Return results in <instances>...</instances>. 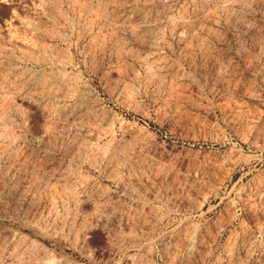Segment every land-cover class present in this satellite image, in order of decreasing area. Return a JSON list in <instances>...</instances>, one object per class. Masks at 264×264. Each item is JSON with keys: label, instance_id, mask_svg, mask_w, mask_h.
Listing matches in <instances>:
<instances>
[{"label": "rangeland", "instance_id": "rangeland-1", "mask_svg": "<svg viewBox=\"0 0 264 264\" xmlns=\"http://www.w3.org/2000/svg\"><path fill=\"white\" fill-rule=\"evenodd\" d=\"M34 1L0 0V264H264V0Z\"/></svg>", "mask_w": 264, "mask_h": 264}, {"label": "bare ground", "instance_id": "bare-ground-1", "mask_svg": "<svg viewBox=\"0 0 264 264\" xmlns=\"http://www.w3.org/2000/svg\"><path fill=\"white\" fill-rule=\"evenodd\" d=\"M35 1H36V0H35ZM35 1H34V2H35ZM42 1H43V0H38L37 3L40 2V5H41ZM47 1H48V0H46V3H48ZM91 1H92V0H91ZM96 1H97V0H96ZM135 1H136V0H135ZM142 1H143V0H142ZM154 1H155V0H147L146 3H145L144 5H142V7H141V8H142V11L144 12V10L150 9V8L153 6ZM43 2H44V1H43ZM50 2H51V1H50ZM129 2H130V1H129ZM132 2H134V1H132ZM143 2H144V1H143ZM46 3L44 2V4H46ZM74 3H75V2H74ZM135 3L138 4L137 2H135ZM135 3H134V4H135ZM156 3H157V2H156ZM42 4H43V3H42ZM75 4H76V3H75ZM96 4H98V3H96ZM154 4H155V3H154ZM34 5H35V4H34ZM46 5H47V4H46ZM98 5H99V4H98ZM78 6H80V4H78ZM85 6H86V5H85ZM85 6L83 7V9L85 8ZM93 6H94V4H93ZM106 6H107V5H106ZM139 6H141V5H139ZM228 6L231 7V4H228ZM35 7H36V6H35ZM38 7H39V6H37L36 8H38ZM96 7H97V6H96ZM98 7H99V6H98ZM132 7H134V6L132 5ZM226 7H227V6H226ZM88 8H91V6L89 7V6L87 5V9H88ZM92 8H93V7H92ZM100 8H101V6L99 7V10H100ZM106 8H107V7H106ZM41 9H42V7H41ZM41 9H40V10H41ZM47 9H48V8H47ZM78 9H80V10H78V12L81 11V10L83 11V9H81V8H78ZM151 9H152V8H151ZM85 10H86V8H85ZM88 10H89V9H88ZM90 10H91V9H90ZM93 10H94V9H93ZM93 10H92V13L94 12ZM95 10L97 11L96 8H95ZM136 10H137V8H136ZM139 10L141 11V9H139ZM152 10H153V9H152ZM36 11H38V10H36ZM45 11H46V9H45L43 12L45 13ZM142 11H141V12H142ZM78 12H77V13H78ZM148 12H149V11H148ZM148 12H147V13H148ZM39 13H40V11H39L38 13H36V14L39 15ZM88 13H89V12H88ZM88 13H87V14H88ZM95 13H96V12H95ZM145 13H146V12H145ZM147 13H146V14H147ZM151 13H152V12H151ZM79 14H80V13H79ZM87 14H86V15H87ZM142 14H143V13H142ZM84 15H85V14H84ZM90 15H91V14H90ZM92 15H93V14H92ZM137 15H138V14H137ZM163 15H164V14H163ZM41 16H42V15H41ZM94 16H96V15H94ZM145 16H146V15H145ZM151 16H152V15H151ZM91 17H92V16H91ZM96 17H98V14H97ZM143 17H144V15H143ZM146 17H147V16H146ZM146 17H145V18H146ZM169 17H170V16H169ZM98 18H99V19H102V18H100V17H98ZM103 18L105 19L106 17H103ZM148 18H149V17H148ZM148 18H147V19H148ZM39 19H40V18H39ZM90 19H92V18H90ZM107 19H109V18H106L105 20L107 21ZM152 19H153V18H152ZM95 20H97V19L95 18ZM150 20H151V17H150ZM150 20L144 22V24H143L144 26L142 25L143 27H145L144 29H146V28H150V26H152V25H150V23H151ZM93 21H94V19H93ZM87 22H88V21H87ZM89 22H90V21H89ZM96 22H97V21H96ZM98 22H99V21H98ZM101 22H102V21H101ZM109 22H110V21H109ZM152 22H153V20H152ZM128 23H129V22H128ZM154 23H156L155 19H154ZM60 24H61V23H60ZM66 24H67V23H66ZM84 24H86V23H84ZM88 24H89V23H88ZM96 24H97V23H96ZM96 24H95V25H96ZM100 24H101V23H100ZM103 24L107 25L108 23H107V24H106V23H103ZM89 25H90V24H89ZM109 25H110V24H109ZM128 25H130V24H128ZM155 25H156V24H154V26H155ZM29 26H30V24H29ZM66 26H67V25H66ZM93 26H94V25H93ZM154 26H153V27H154ZM81 27H82V26H81ZM86 27H87V26H86ZM86 27H85V30H87ZM128 27H129V29H131L130 26H128ZM128 27H127V28H128ZM66 28H67V27H66ZM88 28H89V27H88ZM90 28L92 29V27H90ZM100 28H101V27H100ZM105 28H106V27H105ZM91 29H90V31H91ZM114 29H115V28H114ZM147 30H149V29H147ZM86 32H88V31H86ZM86 32L84 31L83 33H86ZM110 33H111V32H110ZM149 35H150V34H149ZM15 38H16V37H15ZM30 38H31V37H30ZM104 38H105V37H104ZM115 38H116V37H115ZM117 39H118V38H116L115 41H117V42L119 43V41H118ZM115 41L113 40L114 43H115ZM28 42H29V41H28ZM117 42H116V43H117ZM30 43H31V42H30ZM30 43H29V45H31ZM32 43H34V42L32 41ZM114 43H113V45H114ZM35 45H36V44H35ZM118 45H120V44H118ZM118 45H116V46H118ZM33 46H34V45H33ZM114 46H115V45H114ZM28 47H29V46H28ZM30 47H31V46H30ZM31 48H33V47H31ZM36 48H37V46H36ZM36 48H35V49H36ZM118 48H119V47H118ZM122 48H123V47H120V49H122ZM7 49H8V48H7ZM8 50H9V49H8ZM38 50H39V49H38ZM122 51H123V50H122ZM23 52H24V51H23ZM26 52H27V51H26ZM34 52H35V51H34ZM27 53H28V52H27ZM27 53H26V54H27ZM29 53L32 54L33 52H29ZM27 55H28V54H27ZM27 55H26V57H27V59H29V57H28ZM45 55H46V54H45ZM45 55H43V56H45ZM32 56H33V55L30 56V57H31L30 59H32ZM50 56H51V54H50ZM52 56H53V55H52ZM52 56H51V57H52ZM23 58H25V57H23ZM35 58H36V57H35ZM35 58H33V59H35ZM47 58H48V57H47ZM52 58H53V57H52ZM42 59H43V58H42ZM53 59L55 60V58H53ZM56 59H58V58H56ZM35 60H36V59H35ZM58 60H61V59H58ZM37 61H38V60H37ZM42 61H44V65H45V67H46V66L48 67V66H50V65L53 64V63H52V60H50V59H48V60L46 59V61H45V59H44V60H42ZM55 63H56V62H55ZM58 63H60V62L57 61V65H58ZM62 63H63V60H62ZM59 65H60V64H59ZM65 65H66V64H65ZM52 66H53V65H52ZM62 66H63V67H66V66H64V65H62ZM53 67H54V66H53ZM150 67H151V66H150ZM50 69H51V68H50ZM55 69H56V68H55ZM55 69H54V70H55ZM64 69H65V68H64ZM52 70H53V69H52ZM57 70H58V69H57ZM46 71H47V70H46ZM59 72H60V71H59ZM118 72H119V71H118ZM42 73H43V72H42ZM42 73H41V74H42ZM50 73H51V72H50ZM55 73H56V72H55ZM57 73H58V72H57ZM66 73H67V72H64V70H63V72H61V73H59V74L57 75L59 83H66V84H69V83H70V80H71L70 77H71V76L69 75V76H70V77H69ZM48 74H49V73H48ZM51 74H54V73H51ZM38 75H39V74H38ZM54 75H55V74H54ZM153 75H154V74H153ZM32 76H33V75H32ZM41 76H42V75H41ZM41 76H40V77H41ZM43 77H44V76H43ZM48 77H49V76H48ZM48 77L45 76V78H47V80L49 79ZM55 77H56V76H55ZM32 78H33V77H32ZM152 78H153V77H152ZM47 80L44 79L45 82H46ZM49 80H50V79H49ZM52 80H54V79H52ZM52 80H51V81H52ZM36 81L38 82L39 80H36ZM40 82H41V80H40ZM45 82H41L42 85H44ZM48 82H50V81H48ZM162 82H163V81H162ZM162 82H161V83H162ZM54 83H55V81H54ZM48 84H49V83H48ZM55 84H56V86L54 85V87H55V88H58V87H57V84H58L57 81H56ZM46 85H47V84H46ZM46 85H44V86H46ZM49 85H50V84H49ZM60 85H61V84H60ZM64 85H65V84H64ZM70 85H71V84H70ZM70 85H69V86H70ZM51 86H52V84H51ZM72 86H73V85H72ZM72 86H71V88H73V89H70L69 91H67V89H69L70 87L68 88V87L66 86L67 89L65 88V90L68 92L67 95L65 94V90L63 91L64 93H63V92H62V93L65 94L66 97H70V98H75V99H77L79 105H80V103H84V104H85V102L87 101L88 96H89V90H87V89H83V88H82V85H80L81 88H82L83 90H82V92H78V91H76V90L74 89V87H72ZM12 87H13V86H12ZM60 87H61V86H60ZM60 87H59V88H60ZM48 88H49V86H48ZM50 88H51V87H50ZM62 88H63V87H62ZM62 90H63V89H62ZM49 91H50V90H48L47 92H49ZM58 91H59V90H58ZM45 92H46V91H45ZM59 92H61V91H59ZM59 92H57V91H52L51 93L49 92V94L47 95L48 99L50 100V102H51V104H52V105H51V106H52V110H51V112H53V113H55V114L61 112V111H59V108H62V106L59 107V105H60L59 103L61 102L60 99H63V98H61L62 95H60ZM45 94H46V93H45ZM175 94H176V92H175ZM65 96H64V97H65ZM44 97H45V96H44ZM48 99H47V100H48ZM64 99H65V98H64ZM67 99H68V98H67ZM89 100H90V99H89ZM89 100H88V102H89ZM48 102H49V101H48ZM79 102H80V103H79ZM88 102H87L86 104H88ZM75 103H76L75 105H77V102H76V101H75ZM91 103H92V102H91ZM49 104H50V103H49ZM89 104H90V103H89ZM79 105H78V106H79ZM78 106H77V107H78ZM91 106H92V105H91ZM3 107H4V106H3ZM85 107H86V106H85ZM50 108H51V107H50ZM81 108H82V107H81ZM92 108H93V106H92ZM62 109H63V108H62ZM71 109H72V108H71ZM90 109H91V107H90ZM90 109H89V110H90ZM48 110H49V109H48ZM67 110H70V108L67 109ZM49 111H50V110H49ZM49 111H47V112H49ZM90 111H91V110H90ZM92 111H93V110H92ZM64 112H67V111H64ZM64 112H62V113H64ZM71 112H72V111H71ZM88 112H89V111H88ZM49 113H50V112H49ZM62 113H59V114H62ZM72 113H73V112H72ZM86 114H87V113H86ZM57 115H58V114H57ZM65 115L67 116L68 114L65 113ZM65 115H64V116H65ZM69 115H70V114H69ZM71 115H72V114H71ZM62 116H63V115H62ZM86 116H87V115H86ZM51 117H52V116H51ZM56 117H58V116H56ZM59 117H61V116H59ZM88 118H89V114H88ZM93 118H94V117H93ZM90 119H91V115H90ZM93 120H94V119H93ZM5 121H6V120H5ZM3 122H4V121H3ZM5 124H6V123H5ZM5 126H6V125H5ZM82 130H83V129H82ZM1 136H2V135H1ZM12 139H13V138H12ZM107 154H108V153H107Z\"/></svg>", "mask_w": 264, "mask_h": 264}]
</instances>
